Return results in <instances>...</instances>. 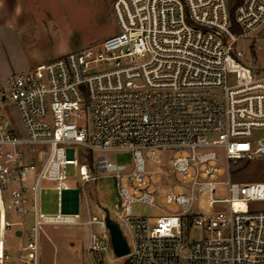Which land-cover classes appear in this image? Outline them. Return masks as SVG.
<instances>
[{
    "label": "built area",
    "instance_id": "obj_1",
    "mask_svg": "<svg viewBox=\"0 0 264 264\" xmlns=\"http://www.w3.org/2000/svg\"><path fill=\"white\" fill-rule=\"evenodd\" d=\"M111 10L117 33L0 79V264L9 210L33 214L29 231L17 223L25 264H38L48 225L87 226L89 253L112 247L105 219L80 210L99 175L116 180L114 214L133 233L127 264H264V208L251 207L264 203V181L231 180L234 166L264 159V65L254 61L264 0H242L239 35L230 0H111ZM248 37L251 60L240 48ZM115 152L131 153L134 168L109 161ZM148 162L168 163L171 189L154 185L163 170ZM44 182L59 194L57 214L39 211ZM205 192L209 214L194 210ZM135 203L161 214L136 217Z\"/></svg>",
    "mask_w": 264,
    "mask_h": 264
},
{
    "label": "rangeland",
    "instance_id": "obj_2",
    "mask_svg": "<svg viewBox=\"0 0 264 264\" xmlns=\"http://www.w3.org/2000/svg\"><path fill=\"white\" fill-rule=\"evenodd\" d=\"M35 13L26 30L31 32L22 33V52L19 60L29 64H40L49 62L68 52L76 51L81 48L89 47L92 44L101 42L104 38L117 33L118 28L111 10V0H32ZM232 32L236 35L241 34L237 24V9L241 0H230ZM254 39L245 38L240 41V48L245 50L246 58L251 60L249 44ZM262 47L254 57L255 62L264 65V37L259 41ZM15 121L20 126V117L12 107ZM255 136H264V131H256ZM109 161L121 166L126 165L128 171L134 168V158L129 152L108 153ZM161 164V165H160ZM162 168L161 175L155 176L154 185L161 186L162 191L171 189L178 176L175 178L167 162L152 164L148 162V169L156 172L158 167ZM232 182L250 183L264 181V159L253 160L250 163L238 164L233 167ZM70 184H81L78 180L77 168H68ZM226 178V173L222 176ZM208 192L200 197L197 207L204 214H209L212 210L206 206L205 200ZM39 211L47 215H54L59 212V194L53 188V184L44 182L39 195ZM118 203V193L116 190V180L112 177L99 175L96 181L85 184L80 194L81 213L88 217L89 214L97 215L100 219H105L108 212L113 221H118L127 242L133 244V233L122 220V216L117 217L114 213L115 204ZM156 204L169 212L170 208L165 207L158 198ZM251 207L263 209L264 203H252ZM133 214L136 217L159 216L161 212L155 207L146 203L133 204ZM30 213L25 220L10 210L8 220L10 227L6 232V253L8 254L7 264H25L20 260L21 252L26 242L24 233L18 236V231H23L24 227L17 224L25 221L27 230L32 226V216ZM82 226V225H81ZM72 225H59L53 227L45 226L42 229L39 241V260L38 264H52L54 260V243L49 241V236L57 235V245L60 249V258L57 264H127L125 258H117L112 247L101 253H89L87 251L88 232L84 227ZM190 240H199L201 233L198 229L192 228L188 231ZM110 238V234H109ZM71 240V241H70ZM110 243V240L107 239ZM71 242V244H70Z\"/></svg>",
    "mask_w": 264,
    "mask_h": 264
},
{
    "label": "crops",
    "instance_id": "obj_3",
    "mask_svg": "<svg viewBox=\"0 0 264 264\" xmlns=\"http://www.w3.org/2000/svg\"><path fill=\"white\" fill-rule=\"evenodd\" d=\"M31 2L32 0H0V79L16 70L26 69L31 66L18 58L22 52V33L31 32L26 30L35 13V7ZM69 197L70 194L66 193L65 199ZM81 227H84L88 232V247L89 229L87 226ZM20 232H17L18 236H20ZM49 241L55 245V256L52 264H57L60 258L58 255L61 253L57 245V235L49 236ZM62 261L65 264L69 262L67 259Z\"/></svg>",
    "mask_w": 264,
    "mask_h": 264
},
{
    "label": "water",
    "instance_id": "obj_4",
    "mask_svg": "<svg viewBox=\"0 0 264 264\" xmlns=\"http://www.w3.org/2000/svg\"><path fill=\"white\" fill-rule=\"evenodd\" d=\"M105 221L110 233L113 252L117 258H125L129 254L130 249L120 225L113 221L109 215L106 216Z\"/></svg>",
    "mask_w": 264,
    "mask_h": 264
},
{
    "label": "trees",
    "instance_id": "obj_5",
    "mask_svg": "<svg viewBox=\"0 0 264 264\" xmlns=\"http://www.w3.org/2000/svg\"><path fill=\"white\" fill-rule=\"evenodd\" d=\"M241 3H242V0H241ZM241 3H240V4H241Z\"/></svg>",
    "mask_w": 264,
    "mask_h": 264
}]
</instances>
